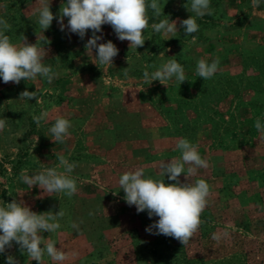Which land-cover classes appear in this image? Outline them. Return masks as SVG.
<instances>
[{
  "label": "rangeland",
  "instance_id": "obj_1",
  "mask_svg": "<svg viewBox=\"0 0 264 264\" xmlns=\"http://www.w3.org/2000/svg\"><path fill=\"white\" fill-rule=\"evenodd\" d=\"M62 3L66 0H51L54 16ZM160 4V17L149 10L143 47L129 48L110 25L102 26L98 43L111 40L119 49L108 66L95 64V50L85 48L91 30L81 40L60 31L54 19L43 31L34 14L40 0H0L11 42L21 47L26 37L29 44L44 46L42 62L59 73L52 83L39 76L19 85L0 78V118L7 119L0 131V205L16 199L38 214L62 208L61 228L42 235L45 242L76 253L63 264H264V137L254 127L258 118L264 124V0L258 8L252 0H210L212 15L202 18L190 11V0ZM190 15L199 25L195 39L179 27ZM167 18L178 22L179 32L170 39L151 27ZM216 58L220 70L211 79L196 75L200 59ZM170 59L183 66L188 80L146 85L143 72H154ZM25 90L36 91L40 102L20 99ZM42 110L49 116L38 127L33 116ZM57 117L72 124L62 144L49 132ZM181 138L198 145L209 162L187 180L182 173L181 182L204 179L211 188L201 216L205 223L186 247L146 232L158 217L137 213L118 183L124 172L138 168L145 177L174 183L161 175L160 165L181 156L175 148ZM58 155L78 165L71 174L78 187L73 197L20 181L22 172L63 171ZM72 222L80 225L79 232ZM224 230L228 238L212 239ZM8 255L20 264H37L15 244L0 254V264ZM43 264L57 262L45 255Z\"/></svg>",
  "mask_w": 264,
  "mask_h": 264
},
{
  "label": "clouds",
  "instance_id": "obj_2",
  "mask_svg": "<svg viewBox=\"0 0 264 264\" xmlns=\"http://www.w3.org/2000/svg\"><path fill=\"white\" fill-rule=\"evenodd\" d=\"M261 0H252V6L258 8ZM51 0H40V6L35 9L38 13V25L43 31L50 28L54 19L60 26V31L67 29L68 33L76 34L81 40L91 30V37L87 40L85 48L95 50V64L113 65L114 58L119 49L111 41L98 43L103 39V25H110L120 41H128L129 48L137 49L145 44V30L149 27V10L155 17L163 15L160 0H66L62 3L59 15L54 16L50 10ZM188 9V4L185 5ZM189 11V9H188ZM190 11L195 17L212 15L210 0H190ZM194 16L179 21V27L183 28L187 36H193L199 31V25ZM67 18L65 25L64 19ZM177 20L161 19L151 25L155 33L162 34L169 39L176 37L179 32ZM10 24L0 18V78L5 84L12 82L19 85L21 80H35L38 76L46 78L52 83L59 76L51 66H46L42 61L47 54L45 47L37 43L29 44L23 37V46L14 45L6 32L10 30ZM195 39V36H193ZM43 42L49 43L44 37ZM43 45V44H42ZM130 58L127 57V63ZM219 58L211 63L204 59L197 62L196 75L203 80L211 79L220 69ZM152 67H155L154 65ZM127 76V70L124 71ZM182 84L187 79L183 66L175 59H170L162 64L157 70L149 73L143 72V80L146 85L153 81H159L162 85L172 80ZM144 90V89H143ZM142 90V91H143ZM35 98L39 103V95L36 91L27 90L20 93V99L31 100ZM49 113L42 110L40 115L33 116L34 122L40 126L41 121H46ZM7 126V119L0 118V131ZM70 120L57 117L49 129L55 143H64L65 138L70 136ZM254 127L264 137V124L258 118ZM175 148L181 156L173 158L170 162H161V175L174 183L166 184L164 179L157 180L145 177L144 169L124 172L118 180L120 189H123L124 200L129 206H135L137 213L147 211L148 217H158L153 224L146 227L145 231L153 235H164L178 240L184 247L188 246L191 239L205 223L201 219L202 213L209 203L211 188L204 179H198L194 183L180 180L181 174L185 179L195 176L199 169H207L209 162L202 158L198 145L186 138L177 141ZM58 168H48L34 175L20 174V181L28 187L39 186L47 193H63L68 198L78 192L77 181L71 174L78 166L75 162H69L63 155H58ZM187 166V167H186ZM93 215V213H89ZM65 216V211L60 208L57 213L51 211L36 213L23 201L13 199L10 203L0 205V254L17 245L21 252H26L32 261L43 264L44 256L47 255L57 264H63L69 255L61 248H57L55 241L45 242L43 233H55L61 228L59 220ZM82 223V221H81ZM77 232L80 225L72 222L70 225ZM229 232L213 233L212 239L219 242L222 238H228ZM6 264H20L14 256L8 255Z\"/></svg>",
  "mask_w": 264,
  "mask_h": 264
}]
</instances>
